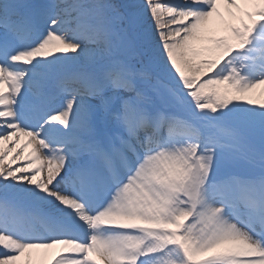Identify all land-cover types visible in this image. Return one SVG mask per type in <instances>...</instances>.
Segmentation results:
<instances>
[{
  "label": "snow or ice",
  "instance_id": "1",
  "mask_svg": "<svg viewBox=\"0 0 264 264\" xmlns=\"http://www.w3.org/2000/svg\"><path fill=\"white\" fill-rule=\"evenodd\" d=\"M0 264H264V0H0Z\"/></svg>",
  "mask_w": 264,
  "mask_h": 264
},
{
  "label": "bare ground",
  "instance_id": "2",
  "mask_svg": "<svg viewBox=\"0 0 264 264\" xmlns=\"http://www.w3.org/2000/svg\"><path fill=\"white\" fill-rule=\"evenodd\" d=\"M139 1H141V3H139ZM142 1H143V0H119V3H122L123 5H128V4H137V5H139V4H142V3H143ZM45 2H47V0H34V3H35V4H41V3H45ZM26 139H27V138H26ZM23 143H24V140H23V138H21V144H20V145H17L16 148L13 150V153L9 154L8 160L5 162L6 164L12 160V156L15 155L17 149H19V147H20ZM4 146H5V147L7 146V142H5V145H4ZM29 152H31V148H28V149L25 150V152H24V154H23L24 159L19 158L20 162L26 160V158L28 157ZM45 174H46V173H45ZM48 251H50V250H48ZM59 251H60V248H59L58 252H59ZM34 252H35V251H34ZM34 252H33V253H34ZM36 252H37V251H36ZM38 252H39L40 254H43V250H39ZM58 252H55V253H58ZM47 254H49V255H48V259H49V257L52 255V252L50 251V253L48 252Z\"/></svg>",
  "mask_w": 264,
  "mask_h": 264
},
{
  "label": "rangeland",
  "instance_id": "3",
  "mask_svg": "<svg viewBox=\"0 0 264 264\" xmlns=\"http://www.w3.org/2000/svg\"><path fill=\"white\" fill-rule=\"evenodd\" d=\"M114 3H117V4H119V0H114ZM51 252H52V255L49 257V258H51V257H53V254H55V252L56 251H58V250H53V249H51L50 250ZM50 251H48L49 253H50ZM47 252V253H48ZM37 254H40V253H36V251L33 253V255L35 256V255H37ZM42 255V254H41ZM49 254H47V256H48ZM27 258V254H25V258H23V259H26Z\"/></svg>",
  "mask_w": 264,
  "mask_h": 264
}]
</instances>
